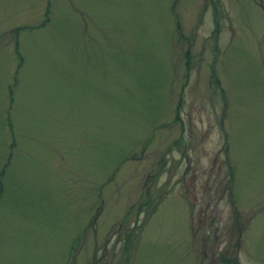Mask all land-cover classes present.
Segmentation results:
<instances>
[{
	"label": "rangeland",
	"instance_id": "rangeland-1",
	"mask_svg": "<svg viewBox=\"0 0 264 264\" xmlns=\"http://www.w3.org/2000/svg\"><path fill=\"white\" fill-rule=\"evenodd\" d=\"M230 257L264 264V0H0V264Z\"/></svg>",
	"mask_w": 264,
	"mask_h": 264
},
{
	"label": "trees",
	"instance_id": "trees-1",
	"mask_svg": "<svg viewBox=\"0 0 264 264\" xmlns=\"http://www.w3.org/2000/svg\"><path fill=\"white\" fill-rule=\"evenodd\" d=\"M219 28H220V26H219V24H217V31L219 30ZM147 205H149V201L146 203L140 204V206L138 207V210H137V214L139 215L140 213H142V209L147 207ZM152 209L153 210L147 214V219L151 218V216L154 215V213L156 212V210H154V208H152ZM133 231H134V233L133 232L130 233L128 243L125 244L126 246L124 248V251L128 254V258H131L132 249H133V247L136 243V240L138 238L137 232H135V230H133ZM129 250H130V252H129ZM222 262H223V264H238L237 259H235L234 257L222 258Z\"/></svg>",
	"mask_w": 264,
	"mask_h": 264
}]
</instances>
